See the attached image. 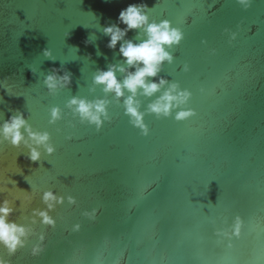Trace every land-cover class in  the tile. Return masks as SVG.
Returning <instances> with one entry per match:
<instances>
[{"label":"water","instance_id":"water-1","mask_svg":"<svg viewBox=\"0 0 264 264\" xmlns=\"http://www.w3.org/2000/svg\"><path fill=\"white\" fill-rule=\"evenodd\" d=\"M133 2L0 0V123L20 109L55 146L33 163L23 145L0 144V198L12 201L10 219L32 229L25 247L9 256L0 246V255L12 264H264V0L248 9L237 0H145L151 19L167 18L184 33L170 49L173 62L149 79L190 90L185 107L195 110L182 121L176 109L158 118L146 109L163 88L138 94L146 136L129 122L124 97L93 83L97 69L122 63L103 27ZM53 63L72 82L49 94L43 80ZM73 96L107 100L110 119L99 130L81 123L66 106ZM52 106L61 109L54 123ZM48 189L65 197L50 213L55 226L32 222ZM92 210L94 218L84 214ZM237 215L244 225L229 248L216 230L230 229ZM40 233L44 251L32 256Z\"/></svg>","mask_w":264,"mask_h":264},{"label":"clouds","instance_id":"clouds-1","mask_svg":"<svg viewBox=\"0 0 264 264\" xmlns=\"http://www.w3.org/2000/svg\"><path fill=\"white\" fill-rule=\"evenodd\" d=\"M237 3L244 9H248L253 0H237ZM148 13L149 7L145 0H138V2L129 3L126 7L121 8L116 22L103 27L104 34L109 37L107 47L117 49L119 44L118 51L122 63L109 64L106 69H97L93 75V83L102 85L105 93H114L117 99L124 97V111L129 117V122L140 130L141 135L145 136L149 134V128L144 121L145 112L140 110V102L136 99L138 94L151 97L163 88L160 95L146 109V112L155 114L158 118L171 116L174 109L177 110L174 116L177 121L195 115L193 108L185 107L192 95L190 90L182 89L178 82H169L162 76L158 79H149L159 76L165 62H173L174 56L170 49L180 44L184 33L181 28L174 26L171 20L165 18L157 21L151 19ZM130 31H135L134 38H128ZM225 31L229 30L225 29ZM65 35H69V33ZM236 37L237 32H231L229 43ZM90 42L89 39L84 41L85 44ZM41 51L44 57L55 61L51 49L43 48ZM189 70V65L185 63L184 71ZM31 71L34 73L35 69L31 68ZM117 73L123 74V78H118ZM71 82L72 73L63 66L57 67L55 63L52 64L51 70L43 80L49 94H55L59 89L68 87ZM166 84L167 87L164 88ZM125 91L129 95L125 96ZM107 104L108 101L104 99L89 101L83 97L73 96L68 100L66 106L72 109L74 115H78L81 123L87 122L89 125H95L99 130L103 123L110 119ZM49 115L50 123L60 119L61 109L59 106H52L49 109ZM68 139H71V136ZM4 142L17 149L23 145L28 151L26 154L21 151L19 155L24 154L25 158L33 163L40 161L42 154L50 155L55 151L50 133L33 130L28 123L27 114L20 109L11 111L7 118L0 123V144ZM11 183L16 184L14 180ZM4 191L5 189L0 187V193ZM41 199L46 207L32 209V222L35 223L36 218L39 217L40 223L55 226L56 221L50 213L57 205L64 202L65 197L48 189L43 192ZM67 201L74 204L75 198L68 195ZM14 211L10 199L0 198V246L6 249L9 256L14 255L19 248L26 246L28 236L32 232L29 226L18 224L15 220L10 219ZM84 214L94 218L95 210ZM243 225V219L237 215L230 229H217L216 234L228 237V247L231 248L233 247L231 238L241 236ZM79 229V224L73 225L74 231ZM44 240L45 234L40 233L38 241L31 247L32 256H38L44 251ZM0 264H12V261L0 255Z\"/></svg>","mask_w":264,"mask_h":264}]
</instances>
